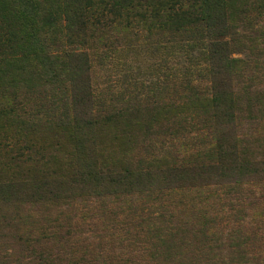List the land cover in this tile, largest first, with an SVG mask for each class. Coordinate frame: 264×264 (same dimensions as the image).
<instances>
[{
	"label": "rangeland",
	"instance_id": "rangeland-1",
	"mask_svg": "<svg viewBox=\"0 0 264 264\" xmlns=\"http://www.w3.org/2000/svg\"><path fill=\"white\" fill-rule=\"evenodd\" d=\"M36 1L50 64L0 0V264H264V0L215 35L200 0H105L74 49L68 1Z\"/></svg>",
	"mask_w": 264,
	"mask_h": 264
},
{
	"label": "trees",
	"instance_id": "trees-1",
	"mask_svg": "<svg viewBox=\"0 0 264 264\" xmlns=\"http://www.w3.org/2000/svg\"><path fill=\"white\" fill-rule=\"evenodd\" d=\"M22 1V0H20ZM68 1V8H69V19L68 21V32H67V36H66V42L68 43L69 47H71L72 49H74L73 47L77 44H84L85 42H87L88 40V36L86 35L85 31L86 30H90L89 24H91V18L93 19L94 15H98L100 13H98V8L100 6L106 7L107 6V2H104L105 0H67ZM110 4L116 5L118 7L124 8L123 6L125 5V7H128L130 0H109ZM198 1V0H195ZM36 0H25L24 3V7L27 6V8L32 9L33 7L36 9L35 4H36ZM201 5L199 6L198 10L199 12V17L196 19L197 22H194V17H193V22L192 24L197 27L200 26V24H205L206 27L209 29V33H211V35H215V31L211 32V29L213 28V24L212 22L213 20V15L215 13H217L222 5L226 4L225 0H200ZM101 4V5H99ZM216 6V7H215ZM215 7V8H214ZM223 8V7H222ZM50 11V10H49ZM19 15L21 16H25L24 12L21 10H18ZM38 14V11L36 9L35 12H33V16H27L26 15V23H25V27L29 28L31 31L26 32L25 34H21L19 37L20 39L24 38L26 39L27 42L31 43L30 49L35 48V52L33 53V55H35L36 58H38L39 60L42 61H47L50 64V57L46 56L45 50H44V41H41L38 37H36V31L35 30V21H34V17ZM47 19H46V23L50 24V12H48ZM52 20V19H51ZM229 25L225 24L222 26V28L220 29V33L218 36L220 35H225L226 30L229 29ZM86 38V40H85ZM201 42V41H200ZM219 43L217 42H211L209 44V47L211 48H215L216 46H218ZM71 48L68 49L66 56L69 57V59L71 60V64H74V66L76 68H88V63H89V56L87 57V55L84 52H72ZM213 54H215V51H212ZM50 67H44V71L43 73L47 75L48 79L50 81ZM217 101V100H216ZM218 107H219V101L217 103ZM90 125V124H89ZM87 125V126H89ZM170 169H168V172L170 173ZM185 171V170H183ZM192 173H196L195 169H191ZM253 172H255L253 170ZM135 175L133 174H129L126 176L127 180H128V187L130 186H137L138 184H140L141 182L137 179L134 178ZM120 177H117L115 179L114 182L120 184ZM108 182V181H107ZM102 184H106L104 183V181H99V182H95V184L97 185H101ZM125 187V185H123ZM133 236H135L134 240H137L136 234H134ZM159 242V245H165L163 241L160 240V238L157 239ZM161 250L156 249V254H160ZM11 255L9 256H4L3 260L1 261V264H14L15 261L12 260Z\"/></svg>",
	"mask_w": 264,
	"mask_h": 264
}]
</instances>
